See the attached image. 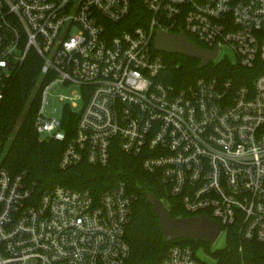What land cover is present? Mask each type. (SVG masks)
I'll return each instance as SVG.
<instances>
[{"label":"built area","instance_id":"built-area-1","mask_svg":"<svg viewBox=\"0 0 264 264\" xmlns=\"http://www.w3.org/2000/svg\"><path fill=\"white\" fill-rule=\"evenodd\" d=\"M141 4L135 24L132 0H0V103L34 54L43 80L34 126L42 138L65 142L61 168L106 165L117 146L189 215L215 220L225 240L236 231L264 244V0ZM158 30L218 48L212 62L228 48L246 70L242 81L213 74L183 87L164 82ZM56 83L81 88L70 134L63 116L71 104L54 109L48 97ZM133 197L122 180L98 197L62 184L38 193L0 164V264H126ZM159 264L207 263L173 243Z\"/></svg>","mask_w":264,"mask_h":264},{"label":"trees","instance_id":"trees-1","mask_svg":"<svg viewBox=\"0 0 264 264\" xmlns=\"http://www.w3.org/2000/svg\"><path fill=\"white\" fill-rule=\"evenodd\" d=\"M143 12L141 0H132L128 19L131 23H140L139 15ZM156 52L162 54L166 63L158 77L175 87L186 86L198 76L213 74L232 77L239 82L242 80L238 78L246 72L238 63L228 58L199 68L197 59L181 54ZM40 67L38 57L30 54L19 71L11 77L0 103V164L10 174H23L38 193L55 184H62L89 191L95 197L118 181H125L134 196L130 220L125 229V240L130 248L126 264H159L168 246L173 243L188 244L194 249L200 246L218 258L220 264H240L242 260L249 264H264V244L245 240L236 231L229 232L226 244L214 250H211V244L207 240L179 238L168 242L152 206L146 201V194L152 193L163 200L173 217L188 216L189 213L177 198L168 194L157 176L144 171L139 158L123 152L117 146L112 145L106 165H93L83 161L61 168L58 162L65 142L39 140L34 128L43 84L42 80L37 85V79L41 75ZM76 115L68 105L64 107L63 122L68 134L74 127Z\"/></svg>","mask_w":264,"mask_h":264},{"label":"water","instance_id":"water-1","mask_svg":"<svg viewBox=\"0 0 264 264\" xmlns=\"http://www.w3.org/2000/svg\"><path fill=\"white\" fill-rule=\"evenodd\" d=\"M153 46L157 51L181 54L197 59L199 60V68L207 66L218 55V48L207 49L190 39L184 32L174 34L158 30L154 35ZM146 201L152 206L163 235L168 242L187 238L195 241L207 240L213 244L220 234L221 226L206 215L173 217L163 201L152 193L146 194Z\"/></svg>","mask_w":264,"mask_h":264},{"label":"rangeland","instance_id":"rangeland-1","mask_svg":"<svg viewBox=\"0 0 264 264\" xmlns=\"http://www.w3.org/2000/svg\"><path fill=\"white\" fill-rule=\"evenodd\" d=\"M224 55L227 56L228 59H233V52L229 50L228 48H223L218 60L222 59ZM41 79H42V74L37 79V85L40 83ZM80 92H81V88L77 84L69 85V84H64V83H56L49 89L48 97L53 98L54 109L58 104L65 103L66 101H68L71 104V110L74 113H76L80 109L82 99H76L75 96H77L78 94L80 95ZM40 97H41V91H40ZM72 102L74 103V105H72ZM54 109L53 108L47 109L45 111V114L46 115L54 114ZM37 136L39 140H42V141L48 140V139L42 138L38 133H37ZM225 244H226L225 235L224 233H221L216 239V241L210 245L211 250L222 248ZM196 252H197V256L199 257V259L204 261L205 263L207 264L215 263L216 258L212 256L210 253H208L207 251H205L202 247L200 246L197 247Z\"/></svg>","mask_w":264,"mask_h":264}]
</instances>
